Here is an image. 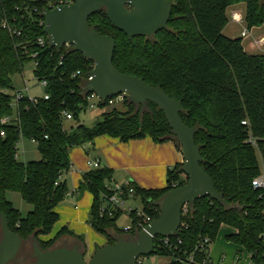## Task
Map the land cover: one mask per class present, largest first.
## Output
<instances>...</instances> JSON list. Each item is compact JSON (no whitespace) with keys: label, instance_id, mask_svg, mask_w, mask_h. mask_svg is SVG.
Masks as SVG:
<instances>
[{"label":"trees","instance_id":"trees-1","mask_svg":"<svg viewBox=\"0 0 264 264\" xmlns=\"http://www.w3.org/2000/svg\"><path fill=\"white\" fill-rule=\"evenodd\" d=\"M56 1L0 0V211L6 215L10 230L23 240L33 237L41 249L54 247L65 234L82 239L66 226L53 237L41 238L58 220L55 208L68 193L64 177L71 169V147L106 134L123 142L149 136L154 143L172 141L180 150L163 111L150 101L143 109L128 96L123 100L124 110L112 107L91 126H64L63 111L78 121L88 107L85 83L93 62L72 45L60 49L49 45L41 12ZM169 1L172 9L166 27L149 36L129 39L109 22L104 9L90 14L87 20L97 32L114 39L112 64L116 69L158 85L169 97L181 100L180 118L196 129L200 164L223 200L204 196L187 204L177 231L169 237L170 246L155 242L149 255L169 256L170 260L162 264H181L193 253L195 261L190 263L208 264V246L206 250L195 248L203 238L212 243L225 224L236 229L226 234L225 240L248 251L251 264H264V189L251 183L264 175V53H249L241 37L222 34L228 22L226 9L241 2L245 4L246 27L262 25L264 0ZM38 38L44 45L37 42ZM32 53L36 55L32 57ZM31 61L36 62L33 74L37 80L46 81L47 98L37 96L32 101L23 95L13 108L14 94L8 92L12 76ZM77 70L80 75L72 76ZM106 105V101L98 103L99 107ZM6 116L10 120L3 122ZM21 137L36 141L39 160H18ZM249 138L255 139V146L247 141ZM180 167L181 162L167 169L162 187L144 188L131 182L142 206L139 215L136 209L128 213V231L116 225L121 210L109 215V206L102 208L113 170L98 167L84 172L79 187L84 186L92 195L87 222L106 236L107 244L120 236L134 238L136 222L157 218L163 195L186 182ZM6 191L19 192L32 209L22 216L6 198Z\"/></svg>","mask_w":264,"mask_h":264},{"label":"water","instance_id":"water-1","mask_svg":"<svg viewBox=\"0 0 264 264\" xmlns=\"http://www.w3.org/2000/svg\"><path fill=\"white\" fill-rule=\"evenodd\" d=\"M104 9L109 22L129 39L134 36H149L166 27L172 2L169 0H71L70 3L44 9L43 31L49 45L60 49L72 45L75 51L93 62L85 83L90 93L102 101L125 94L137 105L153 102L163 111L176 141L179 143L182 160L181 172L187 177L184 184L168 190L159 202L160 213L134 238L118 237L113 244L97 248L85 260V252L78 245H61L41 249L34 244V260L31 264H136L137 258L154 251V238L175 234L181 212L186 204L209 196L218 202L222 197L214 188L213 181L201 166L199 147L195 144L196 129L188 127L180 118L182 102L169 97L158 85H149L142 78L120 72L112 64L115 41L100 34L88 24L90 14ZM0 264L16 259L23 239L10 230L6 215L0 211Z\"/></svg>","mask_w":264,"mask_h":264},{"label":"rangeland","instance_id":"rangeland-1","mask_svg":"<svg viewBox=\"0 0 264 264\" xmlns=\"http://www.w3.org/2000/svg\"><path fill=\"white\" fill-rule=\"evenodd\" d=\"M238 7L242 13V20L240 22H235L234 20H232V11L235 10V8L233 6L232 7L229 6L226 9L228 22L225 25V27L222 29V34H224L228 37H231V38L241 37V39L243 40V42L245 44V50L247 51V50H249L248 44L250 41L253 40L252 38H253L254 34H256L258 32L264 33V25L260 29H255V30L251 31V34H248L247 36H241L240 32L243 29L247 30V27L243 21L245 4L243 2L238 3ZM258 49H255L256 52H254V54L264 53V51H261ZM33 70H34V62L31 61V62L26 63L23 67L22 72L16 73L12 76V89H9L8 92L10 94H15L16 92L20 91V92L27 95V91L25 90L24 81H23L25 79L27 81L29 94L32 96H42L44 93V88L39 84V81L34 76ZM124 99H125V97H124ZM97 101L98 100L95 97L91 98V103L94 104V106H89L84 112H82L79 116L78 121L73 119V118H71V119L64 118L63 119L64 126L67 129H69L70 126L75 127L78 123H82L84 125L91 126L96 121L101 119L103 112L110 110L112 107H116L117 109H121V110H124L126 108L123 101L122 102H116L114 104H108L104 107H99L97 105ZM142 108L145 109L146 105H142ZM14 112H15V109H14ZM93 141H94V139H93ZM96 151H97V147H94L93 144H90L89 142L83 143L81 145L73 146L69 149L70 158H71L72 162L74 163V167L72 169L73 173H71V171H70L66 175L68 191H70L72 189V187L74 186V182H76V181H74V179L72 177H80V174H79V171L81 170L80 168H83V166L87 167L85 165V157L86 156H88V157L99 156L100 157V154L97 153ZM180 151H181V149H180ZM256 154H257L258 160L260 162V166H261V158H260V155H259L257 150H256ZM17 158L19 161L26 162L29 160H39L41 158V155H40V153L36 147V144H34V142H32L30 139L21 137L17 143ZM79 166H81V167H79ZM90 169H92V168H90ZM183 176H184V174H182V177ZM164 177H166V176H164ZM164 180L166 181V178ZM164 180L162 183L163 185H161V186L165 185ZM81 191H88V190L84 186H82ZM6 198L13 204V206L15 208H17L20 211L22 216H25L26 213L32 209V205L25 202L22 199L21 194L17 191H6ZM74 203H75V198H72V197H66V199H64L63 201L60 202L59 208H61L62 210L64 209V210L61 213L59 212V218L54 223L50 233L47 235L41 236L42 239H48L50 237H53L57 233V231L63 227V225H66L68 229H70L72 232H75L73 230V227L70 226V223L68 220L69 218L74 219V217H72V216H74V213H75V212H73ZM141 206L142 205H141L140 197L137 196V197H133V198L128 199L126 202L125 208L131 207V208H137L138 210H140ZM80 210L81 211L79 213H80V215L83 216L82 223L86 227L85 230L82 232V235H81L83 238L85 250H86V252L84 253L85 254L84 258L86 261H88L89 256H90L89 255L90 250L94 247L96 250L97 248L107 244L106 243L107 239H106L105 235L94 231L90 227L89 223L87 222L90 207L88 206V207H85L84 209H80ZM128 212L129 211L125 210V212H123L118 217V219L116 221V225L118 228L125 229L127 227V225H129L131 223V219L127 215ZM225 229H228V230H225ZM228 232H232V228H230V226L224 225L220 229V231L218 232L217 236L219 237V239H221L224 242V236L223 235L228 233ZM0 236H1V234H0ZM126 238H131V237L128 236ZM68 239L71 240V238H68ZM104 242H105V244L99 245L100 243H104ZM60 243H61L60 241L59 242L56 241L55 246H61V245H59ZM34 244L38 245L37 241L33 237H29L26 240H23L22 245L20 247V250H19L18 254L16 255V258L19 259L18 262L10 261L8 264H31L34 260V256H33ZM211 244H213V242ZM71 246H73V245H70V247ZM78 247L80 250L84 249V246L82 245V239H79ZM208 257H209L210 264H221V262L217 261V258L216 259H215V257L211 258L209 251H208ZM139 260H140V262L139 263L136 262V264H161V262L170 260V257L164 256V255H147V256L139 257ZM181 264H192V263L184 261Z\"/></svg>","mask_w":264,"mask_h":264},{"label":"crops","instance_id":"crops-1","mask_svg":"<svg viewBox=\"0 0 264 264\" xmlns=\"http://www.w3.org/2000/svg\"><path fill=\"white\" fill-rule=\"evenodd\" d=\"M235 10L232 11V14H236V16H242L241 10L238 7V3L231 5ZM233 20V19H232ZM235 21V20H234ZM237 22V21H235ZM264 23L260 26H255L251 28L243 29L245 30V35L251 34V31L255 29H260ZM242 30V31H243ZM241 31V32H242ZM240 32V34H241ZM253 40L249 42L247 52L254 53L255 49L264 51V33H256L254 34ZM242 45L245 49V44L243 40H241ZM260 44V45H259ZM32 141V140H31ZM33 142V141H32ZM90 144H93L94 147H97V153L99 156L85 157V166L80 168L79 171L80 177H72L74 179V186L70 191H68L66 197L75 198L74 203V219L69 218L70 226L73 227V232L75 235H79L82 238V232L85 230V225L82 223L83 216L80 215V209H84L85 207H90L92 201V195L88 191H81V187H79V183L82 180V174L90 168L88 167L87 161L89 159L97 160L99 163V167H110L113 170L112 181L124 183V182H133L139 187L144 188H157L162 187L163 180L166 178L167 169L171 168L175 163H179L182 160V153L178 150L175 144L172 141H167L163 143H154L149 136L140 139H131L129 141L123 142L120 141L116 137H111L109 135H100L94 138V141H90ZM36 144V143H34ZM70 157V153H69ZM71 173H73L74 163L71 158ZM81 167V166H79ZM68 172V173H69ZM67 173V174H68ZM66 174V175H67ZM65 175V180L67 183V178ZM165 181V180H164ZM166 182V181H165ZM65 197V199H66ZM60 205H57L55 210L59 216V212L61 213L63 210L59 208ZM225 224H222L220 229ZM66 226V225H63ZM228 226V225H227ZM67 227V226H66ZM91 227V226H90ZM232 228V232H235L236 229ZM72 229V228H71ZM228 230V229H225ZM59 231V230H58ZM57 231V232H58ZM218 231V232H219ZM228 232L226 234L232 233ZM218 234V233H217ZM224 234V242L219 239L217 236L213 241V244L210 245L209 254L212 257L217 258L218 262L221 264H251L250 263V254L246 251L242 246H239L233 242H229L225 240ZM71 238L68 239V238ZM67 239V240H66ZM70 240V241H69ZM61 242L59 245H78L79 239L71 235H62L59 237L57 242ZM78 243V244H77ZM70 244V245H69ZM105 244L100 243L99 245ZM82 245L84 246L83 251L85 250L84 241L82 238ZM95 247L90 250V256L94 253ZM89 256V257H90ZM167 261L161 262L165 263Z\"/></svg>","mask_w":264,"mask_h":264},{"label":"built area","instance_id":"built-area-1","mask_svg":"<svg viewBox=\"0 0 264 264\" xmlns=\"http://www.w3.org/2000/svg\"><path fill=\"white\" fill-rule=\"evenodd\" d=\"M71 0H57L56 2L54 3H51L49 4V7L46 8V9H52L58 5H64V4H68L70 3ZM232 19L237 21V22H240L242 20V16H236V14H232ZM19 33V32H17ZM245 30H243L241 32V35H245ZM37 42L41 45H44V40L42 38H38L37 39ZM32 57H34L36 55V53H32L31 54ZM36 64V62H34V65ZM75 75H80V71L77 70L75 71L72 76H75ZM91 79V76L90 74L88 73L87 77H86V82ZM24 86H25V90L27 91V95L18 91L14 94L13 96V99L10 103V105L14 108L16 106V101L19 97L25 95L27 96L29 99H31L32 101H36L37 100V96H32L29 94V89H28V86H27V81L24 79ZM39 81V84L44 88L46 86V81L45 80H38ZM86 90V88H85ZM87 91V90H86ZM44 98H47V95L45 93H43L42 95ZM126 95L125 94H119V95H116V96H112V97H109L107 98L105 101L107 102V104H114L116 102H122L124 100V97ZM92 97H95L98 101H97V105L98 103H100L102 100L95 94V93H90L87 95V101H88V107L89 106H94V104L91 103V98ZM87 107V108H88ZM62 117L63 118H67V119H71L72 118V115L66 111H63L62 112ZM10 120V118L8 116L4 117L2 119L3 122H8ZM242 124H247L245 120H242L241 121ZM46 137V135H45ZM34 143H36L35 140H32ZM248 142H250L252 145H256V142H255V139H252V138H249L247 140ZM87 164L90 168H98L99 167V163L97 160H92V159H89L87 161ZM252 185L256 188H261V189H264V175L263 174H260L259 176L255 177L253 180H252ZM107 188H108V193L106 195H104V199H105V202L104 204L105 205H102V208H105L106 205L109 206V209L107 211V213L109 215H111L113 213L114 210H121L122 212H125V210L127 211H131L133 209H136L137 210V214L139 215L140 214V210H138L137 208H131V207H128V208H125L126 206V202L128 199L130 198H133V197H137V195L135 194V188L134 186L131 184V182L127 181V182H124V183H120V182H116V181H112L110 180L108 185H107ZM139 197V196H138ZM187 205V204H186ZM186 205L183 207V209H185ZM100 208V210L102 211L103 209ZM182 209V211H183ZM128 212V213H129ZM127 213V215H128ZM182 213V212H181ZM152 219H150L149 217H146V218H143L142 220H139L136 222V225H135V230H136V235L145 228L146 225L149 224V222L151 221ZM131 227V225H127V227L125 228L126 231H128L127 229H129ZM170 237V236H169ZM169 237H160V236H157L156 238H154V245H155V242H157V244L160 246V245H163V246H170V243H169ZM261 239L262 241L264 242V234L261 236ZM180 242V241H179ZM210 245L211 243L209 244V240L208 238H203L200 245L196 246L195 249H199V250H202L204 248V250H206V247L208 246V251H209V248H210ZM141 257V256H140ZM176 259H179L181 261H183V257H180V256H177ZM187 261L188 262H193L195 261V257L192 254H189L187 256ZM137 263L140 262L139 260V257L137 258ZM201 263H205V260H203ZM208 264H210L209 260H208Z\"/></svg>","mask_w":264,"mask_h":264},{"label":"flooded vegetation","instance_id":"flooded-vegetation-1","mask_svg":"<svg viewBox=\"0 0 264 264\" xmlns=\"http://www.w3.org/2000/svg\"><path fill=\"white\" fill-rule=\"evenodd\" d=\"M18 260H19V259L16 258L15 260H12V261H14V262H18Z\"/></svg>","mask_w":264,"mask_h":264}]
</instances>
